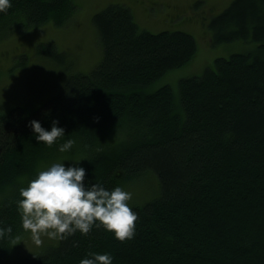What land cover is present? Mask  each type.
Segmentation results:
<instances>
[{
    "label": "trees",
    "instance_id": "obj_1",
    "mask_svg": "<svg viewBox=\"0 0 264 264\" xmlns=\"http://www.w3.org/2000/svg\"><path fill=\"white\" fill-rule=\"evenodd\" d=\"M76 0H11L0 11V39L52 22L66 26ZM102 50L90 71L69 73L40 107L0 112V264H79L108 251L112 264H264V0H232L210 19L213 43L255 41L248 52L218 56L202 75L153 89L189 63L196 38L184 30L141 29L130 6L113 2L93 16ZM37 53L67 69V53L41 42ZM65 134L49 146L29 121ZM68 138L75 143L61 152ZM81 160L88 178L106 188L146 172L159 190L129 203L135 233L117 239L102 224L60 239L39 254L13 257L22 232L16 201L38 169ZM9 226L11 231H8Z\"/></svg>",
    "mask_w": 264,
    "mask_h": 264
},
{
    "label": "rangeland",
    "instance_id": "obj_2",
    "mask_svg": "<svg viewBox=\"0 0 264 264\" xmlns=\"http://www.w3.org/2000/svg\"><path fill=\"white\" fill-rule=\"evenodd\" d=\"M113 2L130 6L141 29L152 32L184 30L196 38L198 50L194 58L170 70L153 85L156 89L170 84L177 99L180 79L202 75L218 56L248 52L257 47L252 40L213 43L210 19L232 0H76V11L68 25L56 26L48 22L12 31L0 39V112L17 105L34 110L62 88L69 73L90 72L102 59L93 16ZM41 42L53 43L58 50L67 53V69L64 64L37 53ZM123 187L132 193L128 203H140L158 192L159 181L153 173L146 172ZM58 243V238L42 234L41 242L36 244L30 230L23 227L11 254L15 258L39 254Z\"/></svg>",
    "mask_w": 264,
    "mask_h": 264
},
{
    "label": "clouds",
    "instance_id": "obj_3",
    "mask_svg": "<svg viewBox=\"0 0 264 264\" xmlns=\"http://www.w3.org/2000/svg\"><path fill=\"white\" fill-rule=\"evenodd\" d=\"M10 6L11 0H0V11ZM29 124L36 140L49 146L65 134L58 119L53 120L50 129L35 118ZM74 143V138H68L59 144V150H70ZM64 161L57 160L38 169L27 186L19 189L21 198L16 201L17 210L24 229L30 230L34 242L39 244L42 234L60 239L77 230L87 234L97 223L117 239L132 237L138 218V213L128 203L132 193L121 185L106 188L94 178L86 182L87 169L80 164L81 160L70 164ZM3 231L0 229V233ZM8 231H11L10 226ZM113 259L108 251H95L82 257L79 264H112Z\"/></svg>",
    "mask_w": 264,
    "mask_h": 264
}]
</instances>
